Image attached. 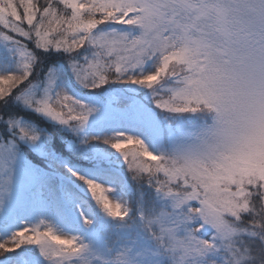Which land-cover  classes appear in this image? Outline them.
Segmentation results:
<instances>
[{"label": "snow or ice", "instance_id": "1", "mask_svg": "<svg viewBox=\"0 0 264 264\" xmlns=\"http://www.w3.org/2000/svg\"><path fill=\"white\" fill-rule=\"evenodd\" d=\"M0 264H264V0H0Z\"/></svg>", "mask_w": 264, "mask_h": 264}]
</instances>
